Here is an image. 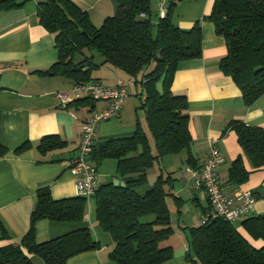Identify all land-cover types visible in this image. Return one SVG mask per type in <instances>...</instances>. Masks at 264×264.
Instances as JSON below:
<instances>
[{
    "label": "trees",
    "instance_id": "1",
    "mask_svg": "<svg viewBox=\"0 0 264 264\" xmlns=\"http://www.w3.org/2000/svg\"><path fill=\"white\" fill-rule=\"evenodd\" d=\"M21 6L16 0H3L0 11ZM174 13L172 1L166 16L157 17L156 23L150 0H118L116 14L96 28L89 15L71 0L39 2V23L54 35L59 52L58 61L44 74L66 78L73 84L87 83L98 81L93 77L98 66L108 65L142 88L141 109L145 111L156 152L138 123L133 135L99 143L91 155L97 168L106 159L117 160L118 179L125 184L124 187L116 186L113 181L100 184L94 196L96 219L114 243L110 254L114 264H163L174 257V249L163 245L174 234L166 201L170 194L165 189L174 180L160 175L152 189L145 193L137 191L148 183V170L156 162L188 151L193 141L188 99L175 94L172 84L182 62L202 57L203 32L200 23L190 30L181 29L174 22ZM141 14L146 17L142 18ZM206 19L226 41L227 54L220 62V69L242 91L244 104L252 107L264 95V0H215ZM86 51H97L102 63H95L93 56H86ZM81 55L85 57L81 59ZM98 102L85 97L67 104L66 108L94 113ZM230 127L254 171L264 169V128L241 122H232ZM139 145L143 146L142 154ZM66 146L58 136H51L42 140L39 150L48 153ZM28 148L30 145L26 143L16 153ZM7 152L0 144V155ZM187 164L197 171L203 167L199 168L190 155ZM252 172L239 156L231 164L228 183L246 184ZM86 199L78 196L55 200L48 188H41L29 231L19 244L0 246V264H34L32 256L40 257L45 264H68L75 256L97 250L100 245L88 228L44 243L36 241L37 221H82ZM176 202L180 209L182 201ZM146 217L152 218L142 222ZM242 227L253 240H262L263 245L255 247L234 224L222 218L213 219L190 229L188 263L264 264V214L245 219ZM0 230L2 239L8 240L1 226Z\"/></svg>",
    "mask_w": 264,
    "mask_h": 264
},
{
    "label": "crops",
    "instance_id": "2",
    "mask_svg": "<svg viewBox=\"0 0 264 264\" xmlns=\"http://www.w3.org/2000/svg\"><path fill=\"white\" fill-rule=\"evenodd\" d=\"M16 1L22 6L11 11H0V144L8 149L6 154L0 155V226L8 236V240H3L0 230V246L19 244L27 234L41 188H48L55 200L79 196L77 180L69 170V162L78 153L83 120L92 114L87 110H70L58 100L56 93H71L74 84L70 80L44 74L58 61L59 52L54 35L39 23L38 7L42 0ZM71 1L89 15L96 28H100L118 10V0ZM172 1L175 3V24L183 30H190L200 23L203 32L202 57L182 62L172 84L175 94L185 95L188 99L187 113L193 141L188 151L156 162L148 170V183L137 191L145 193L152 189L160 175L172 177L174 182L166 185L165 189L170 194L166 201L174 234L163 245L174 249V257L163 264H189L190 229L201 226L210 204L205 191L196 187L187 159L190 155L201 168L209 156L212 143L225 157V163L218 173L226 194L234 197L244 190L257 194L254 209L234 225L255 247L263 245L262 240H253L242 223L249 217L264 214V169L254 171L230 123L241 122L264 128V95L252 107H247L242 91L232 77L220 69V62L227 54L226 41L216 34L214 25L206 19L212 12L215 0ZM150 2L153 19L157 23L158 0ZM85 54L93 56L95 63H102V59L97 61L92 53ZM84 57L81 55V59ZM93 77L110 88L116 86L118 79L125 83L127 81L125 74L108 65L98 66ZM158 88L162 90V83ZM135 104L126 100L119 118L97 126L95 145L111 138L130 137L139 123L149 138L153 152H156L144 128V117H139ZM108 105L109 102L99 101L96 111ZM51 136H58L67 146L42 153L39 150L42 140ZM26 143L30 148L17 154L16 150ZM239 156L244 159L246 168L253 171L243 185L228 183L231 164ZM117 165V160L106 159L98 166L99 185L120 181ZM176 200L182 201L180 209ZM96 211L97 200L89 197L82 221L39 220L35 225L36 241L44 243L88 228L100 247L71 258L68 264H114L110 259L114 248L112 237L100 227ZM32 260L34 264H45L37 256H32Z\"/></svg>",
    "mask_w": 264,
    "mask_h": 264
},
{
    "label": "built area",
    "instance_id": "3",
    "mask_svg": "<svg viewBox=\"0 0 264 264\" xmlns=\"http://www.w3.org/2000/svg\"><path fill=\"white\" fill-rule=\"evenodd\" d=\"M172 0H158V17L164 18ZM145 18V14H141ZM58 100L67 105L74 100L89 97L97 101L109 102L108 107L92 113L83 120V135L77 155L70 160L69 170L77 180L79 196L94 197L99 187L98 169L91 160L96 142L97 126L101 122L120 117L130 92L121 79L110 88L99 81L74 84L71 93H56ZM225 163V157L215 143L211 144L209 156L200 171L189 169L195 178V185L205 191L210 210L204 214L201 225L213 219L222 218L232 224L247 216L254 209L257 197L248 190L229 196L223 189L218 169Z\"/></svg>",
    "mask_w": 264,
    "mask_h": 264
},
{
    "label": "rangeland",
    "instance_id": "4",
    "mask_svg": "<svg viewBox=\"0 0 264 264\" xmlns=\"http://www.w3.org/2000/svg\"><path fill=\"white\" fill-rule=\"evenodd\" d=\"M86 52H88V55H89V53H90V54L92 53L94 56H96V57H97V61H100V60L102 59L101 55H100L97 51H92V52H90V51H86ZM78 58H80V56H79ZM126 80H127V81H126L127 88H128V90H129V92H131V94H132L131 96L128 97L127 101H128V100H129V101H134V102L136 103V104H135V105H136V111H137L139 117H140V116H143V117H144V120H143V121H144V128L147 130V132H148V134H149V136H150V138H151V140H152V144L154 145L153 137H151V134L149 133V130H148V126H147V124H146V122H145V113H144V110L141 109L142 100H141V96H140V94H138V92H139V93L141 92V86L139 85V87L136 88V85H135L131 80H129L128 78H127ZM101 123H103V122H101ZM101 123H99V125H100ZM100 181L103 182V181H102V178L100 179ZM105 181H106V180H105ZM151 218H152V217L142 218V222H147V221H149Z\"/></svg>",
    "mask_w": 264,
    "mask_h": 264
},
{
    "label": "water",
    "instance_id": "5",
    "mask_svg": "<svg viewBox=\"0 0 264 264\" xmlns=\"http://www.w3.org/2000/svg\"><path fill=\"white\" fill-rule=\"evenodd\" d=\"M139 153L142 154L143 153V146L142 145H139ZM114 184L117 186V185H121L122 187L125 186L124 183H121L119 180H115L114 181Z\"/></svg>",
    "mask_w": 264,
    "mask_h": 264
}]
</instances>
